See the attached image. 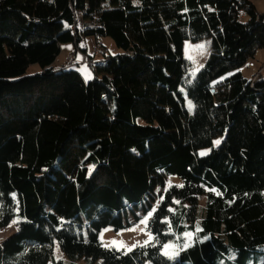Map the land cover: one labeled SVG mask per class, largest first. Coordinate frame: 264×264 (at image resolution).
Instances as JSON below:
<instances>
[{"label": "trees", "instance_id": "16d2710c", "mask_svg": "<svg viewBox=\"0 0 264 264\" xmlns=\"http://www.w3.org/2000/svg\"><path fill=\"white\" fill-rule=\"evenodd\" d=\"M81 34L122 51L87 82L53 66ZM258 50L249 0H0V264H264V70L238 72ZM149 212L152 241L102 245Z\"/></svg>", "mask_w": 264, "mask_h": 264}, {"label": "rangeland", "instance_id": "374dc122", "mask_svg": "<svg viewBox=\"0 0 264 264\" xmlns=\"http://www.w3.org/2000/svg\"><path fill=\"white\" fill-rule=\"evenodd\" d=\"M256 8V11L260 14H264V0H249ZM203 47H198V46ZM78 47L80 50H84L89 61L86 63H80L81 61V51L77 52V61L79 62V65L74 67L76 71L80 73L84 81H90L94 78V73L92 68L89 66L90 61L93 63L98 62L103 58V52L105 55H117L121 54L122 51L118 50L113 41L110 38H101L99 40H96L93 37H85L81 34V40L78 44ZM75 46L72 43L63 44L60 47V53L55 60L53 66L55 69H61L63 67H67V58L71 53H74ZM184 54L185 57L191 61L194 68L200 67V65L204 61V45L202 42L191 44L189 42H186L184 44ZM264 70V50H258L254 57L249 59L246 64L238 70V72L241 73V75L247 79L251 80L257 77L259 73H261ZM41 69L37 65H31L27 69L25 76L34 75L36 73H40ZM264 74V73H263ZM219 145V144H215ZM210 152V149H204L201 150L200 153H203V155H207ZM202 155V156H203ZM174 179H170L168 182H172ZM201 203H204V199H201ZM149 217L143 218L142 220L146 219L147 223L149 220ZM146 224L141 223V221L131 226L128 229L120 230L118 232H115L111 230L110 228L104 229L99 234V239L102 243V245L109 249H114L117 251H130L131 249L145 245V241H152L150 240V234L146 229ZM11 225V226H10ZM17 229L16 223H10L5 228L0 229V244L10 235H12ZM152 237V236H151ZM186 243H190L193 235L191 236H185ZM115 242V243H113ZM173 245V247H169L167 250H163L168 252V256H175L178 251V247L176 244H170ZM53 255L55 260H63L65 261L63 255L60 254L57 247L55 246L53 248Z\"/></svg>", "mask_w": 264, "mask_h": 264}, {"label": "snow or ice", "instance_id": "6c2138e0", "mask_svg": "<svg viewBox=\"0 0 264 264\" xmlns=\"http://www.w3.org/2000/svg\"><path fill=\"white\" fill-rule=\"evenodd\" d=\"M198 47H203L202 45L201 46H198ZM216 144H219L220 143V141H216L215 142ZM201 155H203V153H201ZM182 186V185H181ZM214 191V190H213ZM178 203V202H177ZM170 211H171V209H170ZM152 215V212H149L148 213V216H151ZM17 221H13L12 223H16ZM165 222H167V221H165ZM141 223H143V224H146L147 223V220L146 219H144V220H141ZM11 226V225H10ZM199 230V229H198ZM185 236H191L192 235V233H185L184 234ZM151 239H154L153 237H151V235H150V240ZM113 243H115V242H113ZM148 243V241H145V244H147ZM169 247H173V245H170V244H165V245H163V248L165 249V250H167ZM164 255H168V252L167 251H164V253H163ZM169 258H171V257H169Z\"/></svg>", "mask_w": 264, "mask_h": 264}, {"label": "built area", "instance_id": "2783aa9c", "mask_svg": "<svg viewBox=\"0 0 264 264\" xmlns=\"http://www.w3.org/2000/svg\"><path fill=\"white\" fill-rule=\"evenodd\" d=\"M86 61V56L85 55H81V61L80 63H84ZM68 62L70 64H78L79 62L77 61V57H76V53H71L69 56H68Z\"/></svg>", "mask_w": 264, "mask_h": 264}, {"label": "clouds", "instance_id": "9594fccd", "mask_svg": "<svg viewBox=\"0 0 264 264\" xmlns=\"http://www.w3.org/2000/svg\"><path fill=\"white\" fill-rule=\"evenodd\" d=\"M81 51L80 49H78V48H76L75 49V51H73L74 53H76V57H77V52L76 51ZM82 53H81V55L83 54V55H85L86 56V61L84 62V63H86L87 61H88V57H87V55H86V53L85 52H83V51H81ZM83 63V64H84ZM67 64L68 65H71V66H74V67H76V66H78L79 65V63L78 64H70L69 62H68V58H67Z\"/></svg>", "mask_w": 264, "mask_h": 264}]
</instances>
